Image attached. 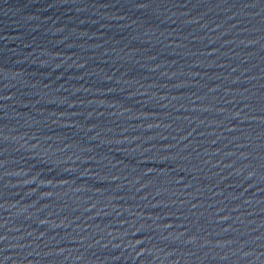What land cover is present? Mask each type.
Returning a JSON list of instances; mask_svg holds the SVG:
<instances>
[{
  "label": "water",
  "instance_id": "obj_1",
  "mask_svg": "<svg viewBox=\"0 0 264 264\" xmlns=\"http://www.w3.org/2000/svg\"><path fill=\"white\" fill-rule=\"evenodd\" d=\"M0 264H264V0H0Z\"/></svg>",
  "mask_w": 264,
  "mask_h": 264
}]
</instances>
